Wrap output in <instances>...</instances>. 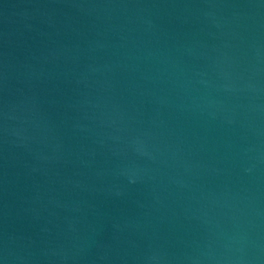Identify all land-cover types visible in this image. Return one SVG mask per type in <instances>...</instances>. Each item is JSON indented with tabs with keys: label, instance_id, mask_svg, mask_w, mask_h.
<instances>
[{
	"label": "water",
	"instance_id": "95a60500",
	"mask_svg": "<svg viewBox=\"0 0 264 264\" xmlns=\"http://www.w3.org/2000/svg\"><path fill=\"white\" fill-rule=\"evenodd\" d=\"M0 264H264V0H0Z\"/></svg>",
	"mask_w": 264,
	"mask_h": 264
}]
</instances>
